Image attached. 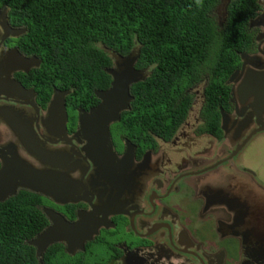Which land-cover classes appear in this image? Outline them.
Returning a JSON list of instances; mask_svg holds the SVG:
<instances>
[{
	"label": "flooded vegetation",
	"instance_id": "obj_1",
	"mask_svg": "<svg viewBox=\"0 0 264 264\" xmlns=\"http://www.w3.org/2000/svg\"><path fill=\"white\" fill-rule=\"evenodd\" d=\"M257 3L249 21L254 41L225 81L229 97L218 105V126L206 112L207 73L186 90L189 109L170 132L125 127L133 115L132 94L129 108L109 126L116 154L109 162L86 150L89 141L79 130L80 110L89 113L101 103L98 90L94 98L80 100L70 93L67 134L52 130L47 110L54 91L72 90L43 80L42 57L27 52L22 39L27 26L0 1V151L12 147L37 167L69 174L78 183L75 197L80 199L75 202L58 204L42 195L43 212L54 209L71 222L92 214L91 224L99 228L84 250L67 254L105 249L108 258L101 261L107 264H264V169L250 162L249 153L256 138L264 136V113L259 122L253 109L256 97L242 87L254 67L246 64L244 69L241 56H259L262 68L255 69L264 70V0ZM216 13L223 25V13ZM5 27L25 31L6 36ZM110 55L112 66L127 56ZM24 58L34 59L33 64ZM11 82L25 90H11ZM222 112L228 116L226 129ZM32 141L50 163L42 164L30 151Z\"/></svg>",
	"mask_w": 264,
	"mask_h": 264
},
{
	"label": "trees",
	"instance_id": "obj_2",
	"mask_svg": "<svg viewBox=\"0 0 264 264\" xmlns=\"http://www.w3.org/2000/svg\"><path fill=\"white\" fill-rule=\"evenodd\" d=\"M27 26L26 50L43 59L44 81L71 89V99L95 97L109 88L111 52L140 49L137 68L149 76L131 86L135 99L125 127L172 131L190 106L186 90L205 73L209 121L218 126L219 104L228 101L225 81L250 50L249 21L257 0H232L220 25L221 0H0ZM51 86V85H49ZM220 95H222L220 97ZM42 195L20 189L0 201V264H42L30 240L49 224ZM43 264H107L88 253L71 256L61 243L50 245Z\"/></svg>",
	"mask_w": 264,
	"mask_h": 264
},
{
	"label": "water",
	"instance_id": "obj_3",
	"mask_svg": "<svg viewBox=\"0 0 264 264\" xmlns=\"http://www.w3.org/2000/svg\"><path fill=\"white\" fill-rule=\"evenodd\" d=\"M231 1L221 0L217 8L223 13L224 19L227 17V7ZM5 29L6 36H17L20 32L25 31L6 27ZM241 56L244 61V69L246 64H252V67H254V69L249 68L246 72L244 86L242 87L247 88L250 91L249 94L256 97L253 109L257 113L260 122L262 121L260 116L264 113V70L255 69L262 68L257 63L260 62L259 56H251L247 53H242ZM139 57L140 49H135L129 55L121 57L116 65L107 68L106 71L112 76V81L108 89L96 91L101 103L89 113H82L80 110L79 130L85 133L89 141L86 150L90 151L91 155L103 157L104 160L109 162L112 157L116 158L109 126L112 122L119 121L121 112L129 108V103L134 98L131 93V86L144 81L148 76L146 69L136 68ZM22 61L31 65L34 59L24 58ZM14 84L11 82V90H25L20 83L14 82ZM70 93V91L55 90L47 110L49 126L52 130L64 135L67 134L68 121L66 99ZM222 113L223 123L225 124L223 128L226 129L228 116L226 113ZM32 143L33 147L30 151L38 154L42 164L49 162L42 157L41 152H38L37 144H34L33 141ZM0 160L2 161L0 167L1 202L15 196L20 189H27L51 197L58 204L75 202L80 199L75 197L79 193L78 183L75 184L74 181H71L69 174L37 167L12 147L5 152L0 151ZM44 212L51 224L29 242L30 245L36 248L37 257L42 264L44 254L50 245L65 243L67 253L74 255L77 249L84 250L85 241L91 239L93 233L99 231L98 227L96 229L91 224L92 214L88 216L80 214L81 219L79 221L71 222L54 209L45 208Z\"/></svg>",
	"mask_w": 264,
	"mask_h": 264
},
{
	"label": "rangeland",
	"instance_id": "obj_4",
	"mask_svg": "<svg viewBox=\"0 0 264 264\" xmlns=\"http://www.w3.org/2000/svg\"><path fill=\"white\" fill-rule=\"evenodd\" d=\"M116 129L121 130L119 126H115ZM250 154H252L250 162L253 163L256 167H261L264 169V136L256 138V140L253 142L252 147L250 148ZM89 257L93 261H98L101 259H107L108 258V252L104 250H95L92 249L89 252Z\"/></svg>",
	"mask_w": 264,
	"mask_h": 264
}]
</instances>
